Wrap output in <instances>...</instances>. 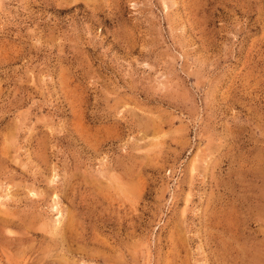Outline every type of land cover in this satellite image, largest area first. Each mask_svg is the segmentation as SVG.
<instances>
[{
  "label": "rangeland",
  "instance_id": "374dc122",
  "mask_svg": "<svg viewBox=\"0 0 264 264\" xmlns=\"http://www.w3.org/2000/svg\"><path fill=\"white\" fill-rule=\"evenodd\" d=\"M0 264H264V0H0Z\"/></svg>",
  "mask_w": 264,
  "mask_h": 264
},
{
  "label": "bare ground",
  "instance_id": "6f19581e",
  "mask_svg": "<svg viewBox=\"0 0 264 264\" xmlns=\"http://www.w3.org/2000/svg\"><path fill=\"white\" fill-rule=\"evenodd\" d=\"M8 197V196H7Z\"/></svg>",
  "mask_w": 264,
  "mask_h": 264
}]
</instances>
